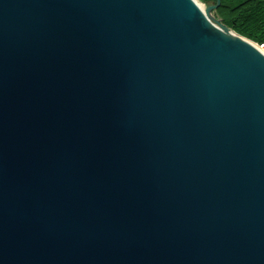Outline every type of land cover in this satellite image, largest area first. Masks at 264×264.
I'll return each instance as SVG.
<instances>
[{
    "label": "water",
    "instance_id": "obj_1",
    "mask_svg": "<svg viewBox=\"0 0 264 264\" xmlns=\"http://www.w3.org/2000/svg\"><path fill=\"white\" fill-rule=\"evenodd\" d=\"M216 0H0V264H264V50Z\"/></svg>",
    "mask_w": 264,
    "mask_h": 264
},
{
    "label": "trees",
    "instance_id": "obj_2",
    "mask_svg": "<svg viewBox=\"0 0 264 264\" xmlns=\"http://www.w3.org/2000/svg\"><path fill=\"white\" fill-rule=\"evenodd\" d=\"M209 4L216 0H203ZM217 19L237 34L264 43V0H222L213 11Z\"/></svg>",
    "mask_w": 264,
    "mask_h": 264
},
{
    "label": "rangeland",
    "instance_id": "obj_3",
    "mask_svg": "<svg viewBox=\"0 0 264 264\" xmlns=\"http://www.w3.org/2000/svg\"><path fill=\"white\" fill-rule=\"evenodd\" d=\"M199 3H201L203 6H207V5H209V3H207V2H205V1H203V0H197ZM255 43H257V42H255ZM260 47L262 46V44H259V43H257ZM264 44V43H263Z\"/></svg>",
    "mask_w": 264,
    "mask_h": 264
},
{
    "label": "built area",
    "instance_id": "obj_4",
    "mask_svg": "<svg viewBox=\"0 0 264 264\" xmlns=\"http://www.w3.org/2000/svg\"><path fill=\"white\" fill-rule=\"evenodd\" d=\"M261 48L264 50V44H262Z\"/></svg>",
    "mask_w": 264,
    "mask_h": 264
}]
</instances>
